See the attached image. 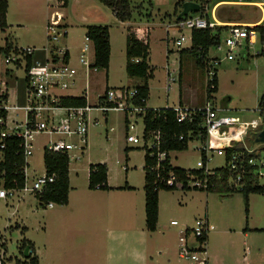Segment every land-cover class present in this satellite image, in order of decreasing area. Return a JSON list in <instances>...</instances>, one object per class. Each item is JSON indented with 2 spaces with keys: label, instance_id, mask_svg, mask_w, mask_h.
<instances>
[{
  "label": "rangeland",
  "instance_id": "obj_1",
  "mask_svg": "<svg viewBox=\"0 0 264 264\" xmlns=\"http://www.w3.org/2000/svg\"><path fill=\"white\" fill-rule=\"evenodd\" d=\"M194 1L208 5L209 20L214 21L215 18L220 22L218 25H231L224 21H258L262 11L253 3L264 0H232L218 6L214 12L213 6L220 0ZM181 2L130 0L133 10L131 23L151 30L149 65L153 76L148 81L150 97L147 107L159 109L177 106L182 92L183 104L201 106L209 99L217 108L224 109L223 114L238 121H262L260 103L264 96V34L262 37L258 32L254 46L245 42L232 50L226 43L229 34L226 29L223 30L220 48L212 47L208 54L211 61L219 59L216 66L218 89L208 98L206 70L197 67L194 62L180 61V51L191 46V31L178 30L177 16L181 11ZM9 4V28L0 32V47L10 43L24 48L38 41L34 61L46 60L43 47L46 44L45 28L49 14L58 10L66 16L63 21L68 23V35L60 38L57 44L71 50V62L77 74L75 85L59 91L60 94L86 96L89 105L95 106L99 105L107 87L133 88L145 84L144 79L129 78L126 73V21L119 20L113 10L100 0H69L67 6H63L59 0H9ZM198 14L191 13L189 16ZM88 25L109 26L112 50L108 71L91 68L86 72V66L78 61V49H81ZM182 34L186 35V40L179 47L174 39ZM258 52L261 55L257 56ZM6 56L4 51L0 52V80L8 83L11 103L25 107L30 99L26 62L23 61L21 66L6 64ZM89 58L93 60L92 53H89ZM168 70L176 78L170 90ZM88 116L86 143L74 135L68 137L69 141L79 146L84 144V148L70 151V201L67 205L53 203L52 207L41 206L35 193L22 191L6 199L0 198V259L5 264H32L31 258L36 255L38 264H194L180 258L179 238L189 228L187 240L189 245H193V228L199 219L209 221V255L211 247L223 249L226 263L233 264L235 258H241L249 249L250 257L256 264H264V252L260 250H264V231L260 230L264 227L262 194H250L247 221L242 192H208L193 187L161 190L158 227L156 231H148L145 225L146 149L143 116L129 110L105 113L98 107L89 111ZM126 116L135 125L130 134L139 137L138 144L127 141ZM9 119L24 121V112L10 111ZM55 137L46 133L34 136V150L28 158L30 165L26 168L29 185L45 174L44 147ZM215 142L209 140L207 143L213 145ZM245 142L254 153L264 154V143L257 141L253 130L249 131L244 142L236 144L245 146ZM204 144L201 140L193 139L187 150L171 151L172 164L188 170L202 168L201 148ZM127 147L130 148L128 152ZM97 163L107 164L111 186L128 184L134 188L126 191L90 189L89 167ZM225 165L223 155L212 150L208 152V170ZM260 181L264 184V178ZM173 220L177 221V225H172ZM223 227H227L230 233L220 234L218 230ZM245 232L249 233V237L244 236ZM24 239L33 243V249L28 250L27 254L28 247L24 250L21 248ZM144 254L148 255L147 263H142L140 259Z\"/></svg>",
  "mask_w": 264,
  "mask_h": 264
},
{
  "label": "built area",
  "instance_id": "obj_2",
  "mask_svg": "<svg viewBox=\"0 0 264 264\" xmlns=\"http://www.w3.org/2000/svg\"><path fill=\"white\" fill-rule=\"evenodd\" d=\"M198 3V2H197ZM250 3V2H244ZM262 11L261 18L254 23H241L228 25L226 31L229 36L226 39L227 45L230 49H234L237 46L243 45L245 42L254 46L257 43V34L260 29H264V1L254 2ZM63 5V4H62ZM217 4L213 6V12L217 8ZM209 11L208 5L200 4V11L196 16H184L180 20H177L178 30L189 29L191 31L190 41L192 44V31L194 29H206L215 28L220 23L214 18L211 21L207 18ZM64 14L58 10L53 11L49 22L46 25V44L43 49L45 51V62L34 61V63L27 69V56H34L38 51V48L34 46H28L24 48H17L8 54L5 58L6 64L14 63L17 66H21L23 61L26 62V80L28 81V96L29 104L25 107H20L16 104H12L10 100V93L7 88V82L0 80V162L3 159L2 150L6 148V140L9 137H18L22 140L21 146L24 150V156L26 160L25 166V184L21 189H7L0 186V198L6 199L9 195H15L18 192L24 193H42L45 186L54 181V175L48 176L47 173L43 176L36 178L31 185L28 184V175L26 172L27 166H29L28 158L33 154L34 144L33 138L36 134L46 133L52 138L44 147L45 151L50 153H66L70 159V151L77 148H84V144L79 146L68 140L69 136L78 137L82 143H86L87 131L89 125L88 113L94 107H98L102 112L108 113L111 110H123L145 114L147 106L143 107L134 103L133 99L138 94L136 87H122V88H108L105 92L104 99L99 100V105L91 106L87 103L85 106H64L60 103V98L64 94H60L59 91L68 89L70 86L75 85V75L77 74L76 68L72 65L71 50L67 46L57 44L60 38H65L68 35L67 26L63 24ZM261 33V32H260ZM263 37V35H262ZM186 40V35L182 34L177 39H174V43L181 47ZM220 45L218 46L220 48ZM41 48V50H43ZM89 53H92L93 60L89 58ZM258 52L256 55H260ZM78 61L86 66V72L93 68L92 65L95 62V46L93 41L85 35V40L81 46ZM138 61V59H136ZM219 64V59L215 58L213 61L209 60L207 67L205 68L208 81H207V95L208 89L214 88V80L217 76L216 66ZM97 70L96 68H93ZM168 90L171 89L173 82L176 81L175 77H172L171 70L167 71ZM181 78V73L180 77ZM87 98V97H86ZM209 98V95H208ZM88 102V99H87ZM172 108L176 113V121L179 124H194L197 118H200V125L198 134L192 130L188 136L191 140L198 139L202 136L203 131L206 132V139L202 141L204 146L201 148V152L204 151L208 159V152L210 150L217 152L219 155H223L227 159V148L234 147L236 143L244 142L249 134L250 130L254 131L256 137L259 132L264 129V108L260 109L262 121L253 119L251 121H238L231 116L223 114L221 108H217L214 103L207 99L203 105L190 106L181 102ZM21 110L24 112V121L10 120V111ZM128 117V116H127ZM129 119V118H128ZM130 124V125H129ZM128 124L127 141L130 143L138 144L140 139L138 136L130 134V131L135 129V125ZM162 132L160 130L143 132L144 148L151 150L150 156L158 157V165L163 161L166 156V151H160ZM180 140L184 139V135H181ZM209 140L216 141L213 145H208ZM246 143V142H245ZM247 152L253 154L248 158L247 163L254 166V174L258 178L259 184L261 179L264 178V154H256L251 150L247 144L243 146ZM158 150L156 153L154 150ZM77 158V157H76ZM79 158V157H78ZM246 160L242 154H233L230 156L227 167L230 168L234 174L228 180L230 187L240 188L241 183L245 177ZM207 169V168H206ZM211 174V170H206L204 177L191 176L186 180L178 179L173 173L166 181V185L174 186L176 189H190L199 188L207 190L209 187L208 175ZM50 207L53 203L48 204ZM173 225L177 224V221L171 222ZM210 226L208 219H199L196 221L194 230V244L189 245L187 240V234H189V228L184 231V235L180 236V252L179 256L182 259L192 261L194 264H209V254L207 250V241L204 239L205 235H208ZM0 264L5 262L0 259Z\"/></svg>",
  "mask_w": 264,
  "mask_h": 264
},
{
  "label": "trees",
  "instance_id": "obj_3",
  "mask_svg": "<svg viewBox=\"0 0 264 264\" xmlns=\"http://www.w3.org/2000/svg\"><path fill=\"white\" fill-rule=\"evenodd\" d=\"M63 2V6H67L68 0H59ZM110 7L114 15L121 21H129L133 17V10L130 0H100ZM186 0H182L179 6ZM217 4V3H216ZM9 8L8 0H0V32L8 28L7 12ZM179 14V13H178ZM228 25H219L215 28L194 29L192 31V44L189 48L180 51V61L194 62L197 67L205 69L209 62L208 54L212 47H218L221 43V35ZM264 34V29H260ZM86 35L93 41L95 46V62L92 65L97 70L108 71L111 57L110 29L106 25H90L87 27ZM12 44L6 43L5 47H0V52L10 54ZM17 50V48H14ZM261 55V54H260ZM259 56V55H257ZM126 73L129 78L144 79L145 84L138 85V94L134 97L135 104L146 107L150 97L149 79L153 76V70L149 65L150 57V32L148 29L133 25L127 28V45H126ZM138 59V61H136ZM34 63V56H27V69ZM215 87L208 89V95L211 97L212 92H216L218 87L217 76L214 80ZM108 89V88H107ZM104 96L100 97V100ZM61 105L64 106H85L87 102L86 96L64 95L60 98ZM182 103V102H181ZM260 107L264 108V96L261 100ZM143 116L145 132L160 130L162 132L160 151H166V158L158 165V157L150 156L151 150H146L145 155V193H146V226L149 231H155L157 228L159 217V192L161 190H175L174 186L166 185V181L173 173L178 179L188 180L191 176L204 177L207 168V157L202 151V168L185 169L174 166L171 163V151L187 150L190 142L189 132L194 130L198 134L200 130V118H197L194 124H179L176 121V113L172 108H147L146 113H140ZM126 130H128L129 119L125 118ZM184 135V139L180 140V136ZM202 141L206 139V132L203 131L200 137ZM22 140L18 137H9L6 140V148L2 150L3 159L0 162V186L3 184L7 189H21L25 184V166L26 160L24 150L21 146ZM130 148H126L128 152ZM156 153L158 150H154ZM226 165L211 170L208 175L209 187L208 192H242L245 201L246 220L249 218V196L252 193L262 194L264 196V186L259 184L258 178L254 174V166L247 163L249 157L253 154L246 151L243 146L235 145L227 148ZM246 160L245 177L240 188L230 187L228 180L234 174L227 167V162L231 155L242 154ZM44 164L48 176L54 175V181L45 186L42 193H37L41 206L49 203L66 205L69 202V167L70 159L66 153H50L45 151ZM89 188L109 190L108 185V166L106 163L90 164L89 167ZM264 231V227L260 229ZM208 240V235L204 236ZM28 247L33 249V243L24 239L22 250ZM31 257V256H30ZM32 264H38L37 256L31 258Z\"/></svg>",
  "mask_w": 264,
  "mask_h": 264
},
{
  "label": "crops",
  "instance_id": "obj_4",
  "mask_svg": "<svg viewBox=\"0 0 264 264\" xmlns=\"http://www.w3.org/2000/svg\"><path fill=\"white\" fill-rule=\"evenodd\" d=\"M192 1H194V0H192ZM230 1H232V0H220V1H218L217 2V5L218 6H220V5H222L223 3H229ZM8 2H9V0H8ZM62 2V1H61ZM196 2V1H195ZM68 3H69V0H68ZM68 5V4H67ZM9 6H10V4H9ZM217 6V7H218ZM181 9H182V5H181ZM180 9V10H181ZM8 12H9V8H8ZM7 12V22H8V15H9V13ZM53 12H51L50 14H49V19H50V17H51V14H52ZM66 17V16H65ZM64 20H65V18H64ZM64 22V21H63ZM124 23H127V28L129 27V26H133V25H136V24H132L131 23V20H129V21H126V22H124ZM224 23H227V24H241V23H247V22H245V21H240V20H232V21H224ZM64 24L68 27V23H66V22H64ZM88 26H90V25H88ZM87 26V27H88ZM141 27H143V26H141ZM8 28H9V24H8ZM7 28V29H8ZM144 28H146V27H144ZM146 29H148L149 30V32H150V35H151V30L149 29V28H146ZM127 30V29H126ZM87 33V32H86ZM84 40H85V37H84V39H83V41L82 42H84ZM38 43V41H35V42H32L31 43V45H29V46H34V47H36V48H38L37 47V44ZM110 43H111V50H112V34L110 33ZM83 44V43H82ZM14 48H20L17 44H12V49H11V51H13L14 50ZM80 49H78V51H79ZM111 58V57H110ZM109 67H110V65H109ZM98 71V70H97ZM107 77H108V73H107ZM107 88H109V87H107ZM181 88H183V87H181ZM183 90V89H182ZM182 92H181V95H180V102H184L183 101V98H182ZM73 96V95H72ZM185 105H188L187 103H184ZM245 144H247V143H245ZM127 148H129V147H127ZM127 159H129L128 158V155H127ZM172 163V162H171ZM179 167V166H178ZM182 168V167H181ZM70 174V173H69ZM145 178V177H144ZM108 185H109V187H111V189H109V190H103V191H111V190H113V189H120L121 191H126V190H128V189H133L134 187H132V186H130V185H125V186H122V187H113V186H111L110 184H109V168H108ZM69 186H70V175H69ZM145 186V185H144ZM88 187H89V182H88ZM92 190H97V189H92ZM99 190H102V189H99ZM144 191H145V189H144ZM160 193V192H159ZM69 201H70V190H69ZM69 203V202H68ZM145 204H146V193H145ZM59 205V204H58ZM67 205V204H66ZM159 213H160V197H159ZM161 214V213H160ZM174 221V220H173ZM158 223H159V217H158ZM158 223H157V227H158ZM145 225H146V211H145ZM173 225V224H172ZM177 225V224H176ZM146 228H147V226H146ZM157 229V228H156ZM148 230V229H147ZM215 230V229H214ZM149 231V230H148ZM156 231V230H155ZM246 231H248V228H246ZM218 232L220 233V234H229L230 233V231L227 229V227H223V228H220V230H218ZM240 232V231H239ZM244 236L247 238V237H249V233L248 232H245L244 233ZM207 244H208V246H210V236L208 235V241H207ZM261 251H263L264 252V250L261 248L260 249ZM158 253V252H157ZM159 253H162V252H159ZM250 255H251V251L249 250V249H247V252L244 254V256H242L241 258H235L234 260H233V264H256V261L252 258V257H250ZM37 256V255H36ZM38 257V256H37ZM209 261H210V263L209 264H227L226 262H227V258H226V255H225V250H223V249H219V248H212L211 247V251H210V255H209ZM39 259V258H38ZM141 259V261H142V263H144V262H146L147 263V260H148V255L147 254H144V255H142V258H140Z\"/></svg>",
  "mask_w": 264,
  "mask_h": 264
},
{
  "label": "water",
  "instance_id": "obj_5",
  "mask_svg": "<svg viewBox=\"0 0 264 264\" xmlns=\"http://www.w3.org/2000/svg\"><path fill=\"white\" fill-rule=\"evenodd\" d=\"M199 11H200L199 3L192 0H186L182 4V9L177 16V20H180L182 17L187 16L190 13H198ZM257 141L264 143V129L261 132H259ZM28 250L29 249H26V254L28 253Z\"/></svg>",
  "mask_w": 264,
  "mask_h": 264
}]
</instances>
